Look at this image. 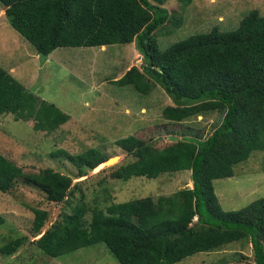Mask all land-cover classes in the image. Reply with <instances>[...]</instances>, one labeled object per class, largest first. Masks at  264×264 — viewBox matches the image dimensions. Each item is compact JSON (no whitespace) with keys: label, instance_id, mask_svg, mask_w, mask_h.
<instances>
[{"label":"trees","instance_id":"1","mask_svg":"<svg viewBox=\"0 0 264 264\" xmlns=\"http://www.w3.org/2000/svg\"><path fill=\"white\" fill-rule=\"evenodd\" d=\"M11 27L41 55L58 47H101L134 42L141 55L135 65L114 80L140 93L159 85L172 104L162 116L179 123L211 110L221 113L212 132L195 131L162 149L152 148L130 134L116 140L134 159L119 165L111 177H158L165 172L191 171V187L168 196L142 197L90 209L77 203L44 228L48 213L30 207L33 244L58 258L103 243L119 264H173L234 241L250 244L254 264H264V196L235 209H222L213 180L231 177L234 165L255 150L264 151V14L249 11L234 29L212 27L189 34L164 50L155 31L169 17L167 8L149 0H0ZM32 120L35 131L51 132L69 115L15 79L0 66V115ZM189 131L192 129L188 126ZM77 177L106 161L95 148L78 154L64 149ZM114 167V166H110ZM23 181L38 188L48 202L60 203L78 182L52 167L25 172L0 154V192L9 194ZM90 212V218L87 213ZM4 217L0 214V225ZM25 237L0 247L12 254Z\"/></svg>","mask_w":264,"mask_h":264},{"label":"rangeland","instance_id":"2","mask_svg":"<svg viewBox=\"0 0 264 264\" xmlns=\"http://www.w3.org/2000/svg\"><path fill=\"white\" fill-rule=\"evenodd\" d=\"M149 1L169 12L168 20L154 34L160 50L189 34L206 32L212 27L234 29L253 9L264 14V0ZM142 63L134 42L58 47L43 56L11 27L0 1V66L69 115L64 124L51 132L35 131L32 120H14L9 113L0 115V154L25 172L52 167L70 176L73 182L82 180L60 203L48 202L38 188L21 180L9 194L0 192V214L4 217L0 225V247L17 236L25 237L12 254L0 252V264H119L103 243L58 258L46 255L33 244L38 236L32 230L30 207L47 211L45 228L77 203H85L90 209L104 208L113 202L168 196L192 186L190 170L165 172L155 178L131 176L126 180L110 175L114 168L134 159L116 144L119 138L133 134L152 148L162 149L192 135L193 131L203 138L221 120V113L211 110L171 123L161 110L172 101L159 85L152 83L147 92L140 93L131 85L114 81L131 66L140 68ZM88 148L97 149L107 159L117 156V161L101 164L87 170L85 176L77 177V168L68 159L50 154L58 149L78 154ZM233 169V176L213 180L215 194L224 210L239 209L264 196V151H253ZM86 217L90 218V212ZM173 264H254V261L250 244L234 241Z\"/></svg>","mask_w":264,"mask_h":264},{"label":"bare ground","instance_id":"3","mask_svg":"<svg viewBox=\"0 0 264 264\" xmlns=\"http://www.w3.org/2000/svg\"><path fill=\"white\" fill-rule=\"evenodd\" d=\"M117 161V156H113V157H111L109 160H108V162L107 163H103V164H112V163H114V162H116ZM101 166V165H100ZM99 168V167H98Z\"/></svg>","mask_w":264,"mask_h":264},{"label":"crops","instance_id":"4","mask_svg":"<svg viewBox=\"0 0 264 264\" xmlns=\"http://www.w3.org/2000/svg\"><path fill=\"white\" fill-rule=\"evenodd\" d=\"M135 55H137V53H135ZM28 88V87H27ZM33 92H35V91H33ZM35 93H37V92H35ZM40 97H42L39 93H37ZM43 98V97H42ZM44 99V98H43ZM46 100V99H45Z\"/></svg>","mask_w":264,"mask_h":264},{"label":"water","instance_id":"5","mask_svg":"<svg viewBox=\"0 0 264 264\" xmlns=\"http://www.w3.org/2000/svg\"><path fill=\"white\" fill-rule=\"evenodd\" d=\"M109 159H110V158H108V159L105 161V163H107Z\"/></svg>","mask_w":264,"mask_h":264}]
</instances>
